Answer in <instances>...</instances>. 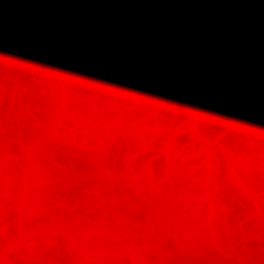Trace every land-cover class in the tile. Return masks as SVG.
Wrapping results in <instances>:
<instances>
[{
    "label": "rangeland",
    "instance_id": "obj_1",
    "mask_svg": "<svg viewBox=\"0 0 264 264\" xmlns=\"http://www.w3.org/2000/svg\"><path fill=\"white\" fill-rule=\"evenodd\" d=\"M202 1L205 0H166L165 4L170 6L173 17H178V15L181 16L180 10L182 9L189 12L194 8L200 9L201 7L198 8L197 5L202 4ZM110 3L101 5L99 16L95 22L96 27L89 34V45L93 46H91V50L93 49L94 57H91L90 60L86 58L87 66L80 63L83 67L85 66L81 68V72L74 70V65L72 66L71 63L67 67L71 73L67 72V74L70 75L69 77L73 81L70 79L65 80L66 84H64L62 80L58 83L57 79L59 77L56 72L62 67L60 66L62 60L59 59L60 57L56 51H52V47L50 51L48 42L46 43L47 47L43 44L45 43L44 40H48L46 38L49 29L53 30L55 26L61 27L59 33L65 29L57 22L60 21V18L57 19V15L63 9L69 11V15L75 19L82 18L83 12L77 6L83 5V0L82 2L78 0H0V264H115L114 259L111 262V256L121 257L122 262L129 259L126 254L131 252L129 245L133 242L137 250L139 249L140 254L138 255H143V258L146 256L147 261L142 262L143 264H264V222L263 224L258 223L264 218V197L262 199L263 206L262 204L261 207L259 206L260 214L263 217L258 221L257 218L259 217L250 204V198L246 197L247 193L254 190L264 196V182H262L264 178V133H261L264 130V121L262 120L263 123L261 122V124L259 123L261 120L256 121L262 117L260 110L264 108V65L258 60V56L257 58L252 55L253 57H251L257 61L252 59L253 63L255 62L253 64L255 68L250 70L251 76L248 69L241 66V64H237V66L234 64L233 70H231L232 67L228 66L229 64H224L225 61L223 60L225 59L223 58L216 60L215 63L211 61H204V63L203 60L189 55V48L179 50L180 54L177 59H182L180 61L182 71L190 77V79L187 78V80L189 79L187 85L194 103L196 105L201 104L202 108L206 107L207 117H209L207 119L211 120V122L207 120L209 124H204L202 129L206 131V135H215L218 139L220 138L226 151L233 152L236 147L244 148L243 143L246 142L248 136L244 135V130L237 132L232 129L234 126L231 128L227 123H224L225 120L222 121L223 118L220 119L222 113L218 112L217 108L220 106L217 104L235 103L242 94H246L242 96V99L244 97L243 101L245 100V103L242 102L244 107L242 104L241 106L244 110L246 109V112H249L247 113L250 117V119L248 118L250 124L257 123L250 128V132L252 135L256 134L259 141L262 139L260 143L257 140L258 143L256 144L252 141L254 140L253 137H249V140L252 139L251 142L256 145L254 150L257 151V153L247 157L249 158L248 161H252V165L249 163L251 167L255 165L253 169L251 168V171H255H253L255 175H251L252 179L255 176L256 180L253 181L254 184L252 183L251 186L248 183L249 181L247 182V180H244L245 178L240 176L239 167L235 164L238 167L237 172L235 171L237 173L236 177L245 185H242L243 188H241V185L239 186L231 179L232 172H229V166L226 164L228 160H222L224 157L220 154L221 151L216 150L217 152L214 154L217 158L215 160L220 159V162H216L219 167L213 166L216 171L212 167L213 172L212 170L210 172L212 180L208 178L211 180L209 181L211 188H209L211 189V197H214L212 202H214L216 210L214 216L216 219L213 222L216 225L221 224V231L216 227L213 228L216 229L214 234L216 240L212 239L213 236L210 238L208 235L209 238L207 236L205 238L204 235V242L192 243L188 240L189 236L187 234L184 232L180 234V232L173 235L168 233L170 235L167 234L165 240L163 239L164 241L157 239L153 234L149 240L145 241V233L149 232L147 221L145 222L148 218L145 214H147L146 211L150 210V207L154 208L149 204L148 199V201H144V196L148 192L147 196L150 195L148 190L149 181L140 182L141 187L145 189L140 188L144 195L141 191L139 193L135 192L136 194L133 193L137 199L141 197L142 200L138 199L140 200L138 201L134 197L137 201L134 202L133 198H131L133 201L127 198L128 206L126 202L123 203L124 201L116 192L114 193L115 196L110 193V190L108 192L106 189L109 188L107 186L113 185V189L110 188L111 191H117L121 181L117 183L116 180L127 178L123 176L125 173L122 172L125 160L127 162L135 158L140 163H137L140 167L150 161L152 164L151 175L155 177L156 171L160 170V167L164 164V158L157 155L159 150L156 148H150L149 152H143L141 155L128 154L127 149L123 147L125 145L117 139L122 135L120 130L118 132L112 128L109 129L110 132L107 136L103 135L105 134L104 120L108 119L106 114L108 115L110 109L112 110L116 105L114 96L110 94L108 88L111 85L106 86V83H104L107 76L103 72L112 71L114 61L115 63L121 61L120 63L124 66L126 72L131 74V87H139L145 94L160 92L165 89L167 86L166 63L158 65L155 69L152 66L143 65L138 58L128 57L126 53H123V51L128 50L123 49L121 51V48L119 50L115 41L117 38L125 41L126 47V42L131 38L128 31L135 26L133 31L136 30L137 33L144 34L145 38H152L153 34L154 36L158 35L166 24V15L164 16L160 7L143 9L135 17L132 24L130 21L123 20L121 8L116 7V1ZM228 5L238 12L239 18L241 16L245 18L241 17L246 26L259 24L260 20H264V0H230ZM246 11L252 12L251 17ZM229 14L227 13L228 17H230ZM246 16L250 18H246ZM247 22L249 23L247 24ZM66 28L69 30L68 27ZM60 29L62 30L60 31ZM67 29L63 33H66ZM149 32L152 34H149ZM191 32L189 33L191 34ZM176 33V35H181L182 39L180 41L190 37L187 34L182 35L181 31ZM243 38L245 39L243 40ZM252 39L251 35H240V39L236 43L242 41L241 44L245 46L243 48L246 50L251 49V53L256 55L258 42ZM93 40H96L97 43L95 49ZM85 49L83 46L81 50V52L85 51L84 54L87 53ZM244 49L243 52L240 50L241 53L238 50L237 54L239 55L236 56H244V52L247 55L248 51ZM120 51L123 54H120ZM80 64L78 69L82 67ZM157 70L159 72L155 76H151L152 72ZM242 71L245 73L244 75ZM75 76L77 78H72ZM171 76V81H173L174 75ZM78 77L81 80H78ZM198 77L205 79L202 81L203 86H197L196 80ZM82 80L86 82V85L83 84ZM61 83L64 84L63 90L61 89L64 93L57 89L62 87L60 86ZM79 84L84 86L82 88L76 87ZM200 88H202V91ZM54 89L57 91L54 92ZM103 98L106 99L104 101H112L115 105L112 106L108 103L111 107L109 108L105 104L106 102L104 103ZM150 98L152 101L155 99ZM150 98L147 101H151ZM157 99L153 103L163 104L160 107L162 114H168L167 116L171 114L172 116L175 112L182 116L185 113V107L181 103L174 104L168 99ZM65 100L68 101L66 105ZM89 102L96 104L91 106ZM99 105H103V108L102 106L100 108ZM92 110L93 112H91ZM248 114H244L243 118ZM245 119L247 120V118ZM90 123L92 129L91 127L89 129ZM97 129L100 133L102 132L100 135L105 136L103 137L105 139L102 138L103 140L99 141L102 143L96 142L95 133H99ZM177 139L179 147L181 143L184 148L194 146L198 148V142L192 141L187 133L181 134ZM248 143L249 141L244 145L246 147L250 146V143ZM259 150L263 151L261 156ZM233 155L237 156L236 153ZM260 157H262V160ZM252 158L254 159L252 160ZM194 165V169H198L200 164L197 165L196 163ZM178 171L179 173L172 172L169 174L170 177L178 178V182L175 183H179V178H187L180 173V169ZM183 173L187 175L186 171ZM160 175H162L161 172ZM129 178L126 180L131 179ZM175 178L174 180H177ZM204 178L203 175L198 174L197 180L199 179L198 181L201 182L202 179L204 181ZM160 180L155 183L156 186H159ZM255 181L257 182L255 183ZM120 184L122 185V183ZM255 184H258V186ZM260 184L262 187H259ZM177 185L181 187V180ZM190 186L196 192L194 196L198 192L199 194L202 192L200 188L194 187L193 184ZM245 189L249 192L246 193ZM191 190H189L190 194ZM179 191L182 193L184 189H179ZM217 191L218 194H220L219 192L223 193V195L221 194L222 197L219 196L220 199L216 197ZM147 196L146 198H148ZM129 201L132 204L128 203ZM152 210L148 211V214ZM123 225L124 227H122ZM131 228L135 232L132 229V232L128 233ZM143 231L145 232L141 233ZM107 237L108 239H106ZM101 239L105 241L101 242ZM19 240L24 244L18 252L14 248ZM183 240L187 243H183ZM200 240L202 241V239ZM96 246L99 248H96ZM125 250L127 253L124 252ZM118 252V255H113V253L117 254ZM127 262L129 261L127 260Z\"/></svg>",
    "mask_w": 264,
    "mask_h": 264
},
{
    "label": "bare ground",
    "instance_id": "obj_2",
    "mask_svg": "<svg viewBox=\"0 0 264 264\" xmlns=\"http://www.w3.org/2000/svg\"><path fill=\"white\" fill-rule=\"evenodd\" d=\"M78 1L82 2V0H78ZM84 1L85 0H83L84 6L81 4L83 7L81 5L77 6V8L83 12L81 19L80 18L75 19L74 17L69 15L70 14L69 11H67L66 9L65 10L63 9L62 12L61 13L59 12V14L57 15V17H58L57 19L60 18L59 19L60 21H57V22L60 23V26L65 28V29H63V32H65V30L67 29L66 27H68L69 30L67 29L66 33H63L61 31L62 29H60V31L62 33L61 32L59 33L58 31H59V28H61V27L58 28L55 26L56 28L54 27L53 30L52 29L48 30V32L51 34L50 35L48 33V37L50 36V38L47 37L46 39H48V40H44L45 43L43 45H45V47H47V44H48V47L50 46L49 49L52 47V51L53 50L56 51L60 57L59 59L62 60L61 61L62 64L60 65L62 67H60L56 71L58 74V77H59V78L57 77L58 83L63 81L64 84H66L65 82L70 79V77H69L70 75H68L67 72L71 73V71H68L67 67L71 63H72V66L74 65L73 66L74 70L80 71V70H82L81 68H84L85 66H87L86 58H88V60H90L91 57H94L93 56L94 53L92 52L93 49L91 50L92 45H89L90 44L89 34L91 32H93L95 27H96L95 22L97 21V18L99 16V11L101 9L102 4H105V3L108 4L110 2L116 1V3H117L116 7L121 8L120 10L122 12L121 15L123 17V20L130 21V23H132V24H133V20L135 19V17L143 9L148 10L150 8L153 9L156 7H160L164 16L166 15L165 16L166 17V24L161 29V31L158 33V35L154 36V34H153L152 38H149V37L145 38L143 36L144 34H139L136 32V30H135V32H136V34H135V32L133 31V28L135 29V27H136L135 26L133 28L131 27L129 29L130 31H128L131 34L130 35L131 38L129 41L126 42V44H127L126 47H125V41H121L117 37H116L117 39L115 41L116 42L115 44L117 45L119 50H120V48H121V51L123 49L128 50L126 52L123 51V53H126L128 55V57L138 58L139 60L142 61L143 65L152 66L155 69L158 65H160L162 63H166V65H167V72H166L167 73V76H166L167 86L165 89H163L160 92L157 91V92L153 93L150 91L151 93L145 94L144 92H142V90L139 87H137V88L131 87V74L126 72L124 66L120 63L121 61L120 62L116 61V63L114 61V64L112 66V71H104L103 72L105 74V76H107V79L105 80L104 83H106V86L111 85L108 88H109V91L111 92L110 94H112L114 96V99L116 101V105H115V103H113L112 101L111 102L104 101L106 99L103 98L104 103L106 102L105 104L108 105V103H110V104H112V106L115 105L114 106L115 108L113 107L112 110L110 109V112H109V108H111V107H109V105H108L109 108L108 107H107L108 109L106 108L107 111L109 112V113L107 112L108 115L106 113H103V114H106V118H108V119L104 118L106 120H104L103 128H104L105 134H103V135L107 136L110 132L109 129L111 130L112 128H114L117 131L120 130L122 135H120V137H118L117 139L121 140L122 143L125 145V146H123V144H122L124 149H127L126 152H128V154L133 153V155L134 154L135 155H141V154H143V152L144 153L149 152L150 148H153V149L156 148L159 150L157 155L163 156L164 164L160 167V170L156 171V176L153 177L154 175L153 176L151 175L152 174V167H151L152 164L150 161L147 162V164H144V166L140 167V165L138 166V164H140V163H138L137 159H135V158H132V159H130V161H127V162L125 160V164H124L125 166H122L124 171L122 170V172L125 173L126 175L124 174L123 176H125L127 178L128 177L131 178V175H132L133 177L131 179L129 178L130 180H126L127 178H125V177H124L125 179H123V180L122 179L116 180L117 183H118V181L119 182L121 181L120 183H122V185L119 183V187H118L117 191H115V190L111 191L110 188L113 185L107 186L109 188L106 190L107 191L110 190L111 194H114L116 192V194L118 196H120L122 201H124L123 203L126 202V204H127V201H126L127 198L130 201L134 200V202H137L136 201L137 198L134 196L136 194L135 192L139 193L141 191V193H142V190H140V188L144 189L141 187L140 182L142 181L141 183H143L144 180L147 182L149 181L148 182L149 183V189L148 190L150 191V195H149L150 197L147 196L149 193L148 192L146 195L148 198H146V196H144V201L148 199L149 204H151L154 208L150 207V210L151 209H153V210L149 214H148V211H150V210H148V211L144 210L147 213V214H145V215H147L146 218H148L147 220H145V222L147 221V227L149 226V232L145 233L146 238L144 236L145 241L149 240L151 238V236H153V234H155L157 239L159 238V239L163 240L168 233L173 235V234L180 233V232H181L180 234H182L183 232L185 234H187L189 236L188 240H190L192 243H196L198 241L204 242L203 241L204 237L206 238V236H207V238H209L208 235L210 236V238L213 236L212 239H214V236H215L214 234H215L216 229H213V228L216 227L219 231H221L220 230L221 224L218 223V225H216L215 222H213V221H215L214 219H216V217H214L216 210L214 207L215 204H213L214 202H212V200H213L212 198H214V197L213 196L211 197V195H212V194H210L211 193L210 192L211 187L209 185L210 184L209 181L212 180L210 178V175H211L210 172L212 170V167L213 166L219 167V164L216 162H220L219 161L220 159L217 161L215 160L217 158V156H215L214 153L217 152L216 150H219V151H221V153L220 152L219 153L221 155H223L222 157H224L222 160H228L227 162L226 161L225 162L229 166V169H230L229 172L230 173L232 172L231 175L233 176V178L231 176V179H233V181H235L237 184H239V186L244 185L236 177V174H237L236 170L239 167L240 176L242 178H245L244 180H247V182L249 181L248 183H250V185L252 186L254 184L253 181L256 179H255V176H253L254 178L252 179L251 174L255 175V173H253L254 170L253 171H251V170L253 169V167L255 165H253L251 167L252 161L251 160L248 161L249 158H247V157L252 155V154L257 153V151L254 150V146H256V145L253 142H255L257 144L258 142H256V141L257 140L259 141V139L256 137V134L255 135L253 134L254 135L253 136L252 133L250 132L251 131L250 128L253 125L255 126L257 123L253 122L255 119L252 121L253 125H252V123L250 124V122L248 121V118L250 119V117H248L249 112L247 111L248 112L247 113L246 109L244 110V108H243L244 105L242 104V102L245 103V100L243 101L244 97L242 99V96L244 94H242L241 97H239L240 99L238 101H236L235 103L234 102L233 103H227V104L218 103L217 105H219L220 107L217 108V110H218V112L222 113V115H220L221 117L220 116L219 117H220V119L223 118L222 121H224V120L226 121V122H224L225 124L227 123L228 126H230L231 128H232V126H234V128H232V129H235L237 132H240V130L245 131L244 135H246V137L247 136L248 137L246 138V142L244 141V143H243L244 148L242 147V149H241V147H236L235 150L233 151L234 153L231 151H226L224 145L221 144L220 138L218 139V137L215 135H213V136H210L208 134L206 135V131L203 130L202 127L204 124H209L208 121L211 122V120L207 119L209 117H207L208 114L206 113V107L202 108L203 106L201 104L196 105L194 103L193 96L191 95V92L189 90V86L187 85V82L190 79V77H188L185 73H183L182 68L180 66V61L182 59L178 60L177 56L180 54L179 50L181 48H183V49L189 48L190 52L188 54L198 58L199 60H203V62L204 61H211L212 63H215L216 60L223 58V59H225V60H223V61H225L224 64H229L228 66L232 67L231 70H233L234 64H236V66H237V64H241V66L248 69L249 73L252 76V73L250 70L255 68V67H253V64L255 63V62L253 63V61H257V60H254L252 58L253 57L252 55H254L256 57L258 56L259 57V58L257 57L258 60L264 65V20L263 19L260 20L259 24H253V21H252L253 25L249 24V26L248 25L246 26L244 24L245 21H243V19H242L244 17L241 16L242 18L241 17L239 18V15L237 14L238 12L233 10V8L228 5L230 0L229 1L228 0H205V1H202V4L197 5L198 8L201 7L200 9L194 8V9H191L190 12L185 11V9L184 10L182 9V10H180L181 16H179L177 14L178 17H173V13L170 10L171 9L170 6H167V4H165L166 0H90V1L86 0V2H84ZM64 8H66V7H64ZM108 8H109V5H108ZM248 12L249 11H246V13L248 15H250V17H251L252 12L251 13L250 12L248 13ZM227 13H230L229 14L230 17L227 16ZM246 13H245V15H246ZM232 17H233V20H232ZM250 17L246 16V18H250ZM249 22H247V24ZM254 22H255V20H254ZM59 23H57V24H59ZM256 23H258V22L256 21ZM138 29H140V28H138ZM149 30H151V29H149ZM177 31H179V33L181 31L182 35L183 34L190 35L189 39L186 38L184 41H180L182 38L180 37L181 35L180 36L176 35ZM151 32H154V31H151ZM151 32H149V34H152ZM189 32H191V34ZM240 35L241 36L242 35H251V37L258 42V47H257L258 52H256V55L251 53L252 52L251 49L250 50L244 49L245 46L243 44H241L242 41H240L239 43H236V42H238L237 40L240 39ZM244 39L245 38H243V40ZM95 41L93 44L94 49H95V46H97V45H95V44H97ZM83 46H84V48H86L85 49L87 51L86 54H84L85 51L81 52ZM246 47H247V45H246ZM243 49L248 51V52L250 51V53L247 52V55H246V53L244 52V56L240 55L241 58L236 56V55H239V54H237L238 50H239V52H240V50L243 52ZM50 51H51V49H50ZM120 52H118V53H120ZM123 53L121 52L120 54H123ZM77 54H78V56L76 57ZM248 56H249V58H248ZM252 59H253V61H252ZM80 63H83V65H85V66L83 67ZM79 64L82 67H80L78 69ZM242 64H244V65H242ZM243 67H241V68L243 70H245V68H243ZM249 67H251V68H249ZM227 71H228V68H227ZM158 72H159L158 70L156 72H152L151 76H155ZM242 73H243V71H242ZM244 74L245 73H243V75ZM66 75H67V77H66ZM171 75H174L173 81H171V78H170V77H172ZM247 77H248V75H247ZM72 78H77V77L75 76ZM78 78H79L78 80H81L80 77H78ZM187 78H189V79L187 80ZM251 78H254V77H251ZM191 79H195V78H191ZM60 80H62V81H60ZM203 80H205V79H202L199 77L197 78L196 81H197L198 87L203 86L202 85ZM71 81H73V80H71ZM82 81H83V84L86 85V82H84V80H82ZM55 82H57V81H55ZM81 82H79V83H81ZM64 84H62V83L60 84V86H62L61 88H57V87H55V88L61 90L63 88ZM56 85H58V84L56 83ZM84 85L79 84L78 86L76 85V87L82 88ZM87 85H89V84L87 83ZM69 86L71 87V85H69ZM101 86H102V84H101ZM201 89L202 88H200V90ZM55 90L56 89H54V92H55ZM62 90H61V92L64 93V91H62ZM89 90H90V88H89ZM241 90H242V88H241ZM61 92H59V94H61ZM148 92H149V90H148ZM77 93H79V92H77ZM81 94H82V92H81ZM80 96H82V95H80ZM102 97H104V96H102ZM150 97H153L156 100H158L157 98H159V99L162 98L163 100L168 99L170 102H173L174 104H176V103L180 104L181 103L185 107V113L182 114V116H179L175 112H174V114H172V116H171V114H170V116H167L168 114L164 115L161 113V108H160L163 104L162 103H158V104L153 103V101L155 99L152 101V99ZM149 98L152 102L147 101ZM100 100H101V98H100ZM65 101H64V103H65ZM117 101H118V103H117ZM67 102L68 101H66L65 105L67 104ZM89 103L91 104V106L96 104L94 102H92V103L89 102ZM119 103H121V104H119ZM241 104L243 105V107L241 106ZM215 105H216V103H215ZM101 106L103 108V105H101ZM101 106H100V108H101ZM66 108H67V106H66ZM90 109H91V107H90ZM262 109H264V108H261V110ZM95 110H94V112H95ZM97 110H99V109H97ZM100 110H102V109H100ZM261 110H260V113L262 114L261 115L262 117L259 119L258 117L260 114L258 113L259 114L257 117L258 120H256L257 122L259 120H261L259 122L260 124H261V122L263 123V121H264V119H262V118H264V110H262V111ZM91 112H93V110ZM255 112L257 113V111H255ZM98 114L100 115V113H98ZM244 114L245 115L248 114L247 116H245V118H247V120L245 118H243ZM162 115H164V116H162ZM86 117L89 118L88 116H86ZM90 121H93V120L90 119ZM84 122H86V121H84ZM109 123H111V124H109ZM100 124H101V122H100ZM91 126L92 125L90 123L89 129ZM228 126H227V128H228ZM235 127H238V128L236 129ZM91 129H92V127H91ZM97 131H98V129H97ZM263 131L261 133H264ZM183 133H187L189 135L190 139H192V141L198 142V144H199L198 148H196L195 146L192 148H184L181 145V143H180V147H179L177 145L178 144L177 138L179 136H181V134H183ZM250 133H251V135H250ZM100 134H102V132L101 133L100 132L95 133V138H97L96 142H99V141L105 139V138H103L105 136L100 135ZM219 137H220V135H219ZM249 137L250 138L253 137L254 140L251 139L253 142H251V140H249ZM98 138H99V140H98ZM247 140L249 141L250 146L246 147V145H244V144H246L248 142ZM260 141H259V143H260ZM99 143H102V142H99ZM261 150H262V148H261ZM261 150H259L260 156L262 155L261 152H263ZM249 152H250V154H249ZM235 153L237 154V156L233 155ZM239 158L243 159L244 161L239 159ZM237 159H239V160H237ZM245 159H246V162H245ZM253 159L254 158H252V160ZM260 159L262 160V157H260ZM196 163H197V165L200 164L201 167L199 165L198 169H194V166H195L194 164H196ZM235 164H237L238 167H236L237 165H235ZM141 165H143V164H141ZM180 166H181V168H180ZM214 167H213V169H214ZM179 169H180V173L184 174V176L187 177V178H185L186 180L179 178V183L181 180V187H178L177 184H179V183H175V182H178V178L176 177L177 180H174L175 177L172 176L173 177L172 178L169 175L172 172L173 173H177V172L179 173V171H178ZM226 169H227V167H226ZM174 170H176V171L174 172ZM182 170H184V171H182ZM185 171H186L187 175L185 173H183ZM200 171H202V172H200ZM160 172L162 173V175H160ZM205 172L207 173V175L205 174ZM212 172H213V170H212ZM229 172H228V174H229ZM127 173H128V175H127ZM198 174L203 175V178L205 175L204 181H203V179L201 182L198 181L199 179L197 180ZM188 177H190V178H188ZM208 178L211 180H209ZM160 179L161 180L163 179V180L161 181ZM159 180H160V184H158L159 186H156L155 183H157ZM262 180H260V181L264 182V178ZM185 181L188 183H186ZM256 182L257 181H255V183ZM182 183H183V186L185 184H187V185H185L183 187ZM191 184H193L194 187L196 186V188H200L202 190V192H200V194L198 192L199 197H198V194H196V196H194L196 192L193 191L192 188H190V187H192V186H190ZM260 185H259V187H262V185L261 186ZM121 186H122V188H121ZM256 186H258V184ZM241 188H243V186ZM112 189H113V187H112ZM177 189H178V191H179V189L180 190L184 189V191L182 193H180L181 191L178 192ZM185 189H186V191H185ZM189 190H191V194H190ZM197 190H199V189H197ZM242 190H243V192H245L244 189H242ZM245 190H246V193L249 192L247 189H245ZM143 192H145V191H143ZM133 193H135V194H133ZM201 193H203V194H201ZM219 193L220 194H218V191L216 193L217 194L216 197H218V198L221 194L223 195V193H221V192H219ZM142 195H144V194L142 193ZM222 195H221V197H222ZM129 196H131V197H129ZM246 197L248 199L250 198L249 199V201L251 202L250 204L253 207V209L255 210L257 216L259 217V218H257V221L261 220V217H263V215L260 214L261 211L259 208L261 207V204L263 202L262 199L264 196L261 195L258 191L254 190V191L247 193ZM131 198H133V200ZM140 198H138V199H140ZM251 199H252V201H251ZM140 200H142V199H140ZM140 200H138V201H140ZM130 201L128 203H130ZM115 203L117 204V202H115ZM130 204H132V203H130ZM127 206H128V204H127ZM262 206H263V204H262ZM134 209H138V208H134ZM216 209H217V207H216ZM138 211H140V210H138ZM133 213H131V214H133ZM139 215H141V214H139ZM137 216H138V214H137ZM113 217H115V216H113ZM114 219H116V218H114ZM263 219L264 218H262L261 222H258V223L263 224V222H264ZM125 221H126V219H125ZM217 222H218V219H217ZM213 223L215 224V226H213L214 225ZM135 226H136V224H135ZM122 227H124V225ZM137 227H139V226L137 225ZM147 227H146V229H147ZM120 228H121V226H120ZM125 228H127V227H125ZM132 229L133 228H131V230H129L128 233L132 232ZM133 231H134V229H133ZM145 231H147V230H145ZM145 231H143L141 233H144ZM99 233H100V231H99ZM101 234H102V232H101ZM170 234H168V235H170ZM187 235H185V236L187 237ZM200 235L202 238L201 237L199 238ZM98 236H100V235H98ZM127 238H128V236H127ZM178 238H180V237H178ZM106 239H108V237ZM133 239H135V238H133ZM200 239H202V241ZM214 240H216V239H214ZM100 241L103 242L105 240L101 239ZM111 241H113V240H111ZM119 241H120V239H119ZM180 241H182V239H180ZM190 241H189V244H190ZM19 242H20V240H19ZM19 242L17 243L18 245L16 244V246L14 248L15 251L17 250L18 252H19V249L22 248L23 247L22 245L24 244V242L22 243V241L20 243ZM183 243H187V242H185L183 240ZM97 244H98V242H97ZM146 244H147V242H146ZM93 245L95 246V243ZM126 246H124V247H126ZM129 246L131 247L130 248L131 252L128 254L126 252V250L124 251L128 254L127 255L125 253L126 256L129 257V259H127L129 262H127V260H125V261H123L124 262L123 263L121 260L122 258L121 257L117 258V256H115V257L111 256V258H112V259H110L111 262H113V259L116 262V263L114 262L115 264H127V263L128 264H143L142 262L147 261L145 259L146 256H145V258H143V255L142 256L138 255V254H140L139 249L137 250V247H135L134 242L132 244H130ZM96 248H99V247L96 246ZM122 249H124V248L122 247ZM117 250H118V247H117ZM144 250H146V248H144ZM140 252L142 253L143 251H140ZM114 254L118 255L119 252L117 254L113 253V255ZM119 256L123 257L124 255H119ZM137 256H139V257H137ZM98 260H99V257H98ZM97 262L99 263V261H97ZM107 264H113V263H107Z\"/></svg>",
    "mask_w": 264,
    "mask_h": 264
}]
</instances>
